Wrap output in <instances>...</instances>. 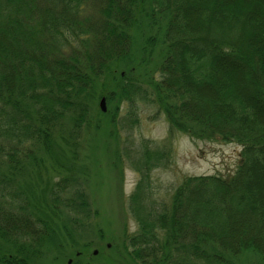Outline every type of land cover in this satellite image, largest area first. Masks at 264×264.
Wrapping results in <instances>:
<instances>
[{
    "label": "trees",
    "instance_id": "trees-1",
    "mask_svg": "<svg viewBox=\"0 0 264 264\" xmlns=\"http://www.w3.org/2000/svg\"><path fill=\"white\" fill-rule=\"evenodd\" d=\"M102 95L115 105L100 110L111 136L121 102L131 115L147 102L173 135L243 147L235 172L184 178L155 201L160 157L147 145L128 197L137 230L114 245L125 259L112 261L237 264L250 252L264 264V0H0V145L15 146L0 159V191L13 187L14 203V213L0 207V238L14 241L9 254L0 243V264H33L52 245L65 251L80 219L64 206L83 220L99 214L84 190L65 200L66 188L37 178L20 190L14 177L42 169L45 156L71 170L62 141L78 147L85 103ZM67 117L72 129L57 141ZM88 252L80 248L81 264H95Z\"/></svg>",
    "mask_w": 264,
    "mask_h": 264
},
{
    "label": "rangeland",
    "instance_id": "rangeland-1",
    "mask_svg": "<svg viewBox=\"0 0 264 264\" xmlns=\"http://www.w3.org/2000/svg\"><path fill=\"white\" fill-rule=\"evenodd\" d=\"M94 12L92 9L88 14L92 15ZM105 79L109 81L107 76ZM107 80L102 83H107ZM102 97L103 95L94 96L91 101L85 103L88 108V120L80 129L78 147L71 150L72 147L62 141L63 149L59 150L66 152L71 170L61 171V164L54 165L45 156L42 169L36 170L27 165V170L15 173L16 188L20 190L28 189L34 185L37 178H42L40 181L44 182V185L48 181L49 185L58 187L59 191L66 188L64 192H60L65 200L72 197L78 189L84 190L90 201L89 206L99 211V214L94 212L83 220L82 215L74 212L75 206H64V211L70 215L68 217L72 215L80 219L72 231L75 241L71 239L63 252H59L52 245L50 250L46 249L45 254L36 256L33 264H81V247L89 249L87 256L89 259L95 257V264H124L112 261V258L119 262L125 259L124 255L115 252L114 245H121L127 232L133 233L137 230L128 197L141 178L140 164L145 160L147 145L159 153L156 157H160L155 165L152 161L156 160H151L154 166L151 165L150 182L155 201L169 200L173 189L184 178L217 174L226 176L237 169L242 145L236 142L195 140L180 132L173 135L167 117L160 113L155 105L146 106L147 102L140 103L134 115L128 113L127 104L121 102L113 126L115 135L111 136L107 131L100 130L102 126L107 127V122L111 121L108 116L100 113L99 102ZM107 107L109 110H115V105L109 101ZM55 127V140L58 141L62 135L68 137L72 120L69 117L64 118L63 122ZM12 146L14 143L0 145V159H6L7 154L13 152L15 146ZM27 148L29 152L33 151L29 146ZM74 152L75 156L72 154ZM0 169L7 175L3 162H0ZM68 176L70 181L65 186V178ZM9 191H13V187L6 188L3 193L0 191V207L12 211L8 213H14V203L11 201L13 196ZM17 201L15 206L19 205V198ZM8 230V233L12 234L9 227ZM9 239L0 238L4 247L3 254L13 252L14 241ZM239 258L237 264H263L258 256L250 252ZM69 260L72 262L69 263Z\"/></svg>",
    "mask_w": 264,
    "mask_h": 264
},
{
    "label": "water",
    "instance_id": "water-1",
    "mask_svg": "<svg viewBox=\"0 0 264 264\" xmlns=\"http://www.w3.org/2000/svg\"><path fill=\"white\" fill-rule=\"evenodd\" d=\"M99 106H100L101 111H103V112L107 111L108 107H107V100L105 97L101 98V100L99 102ZM94 253L96 254L97 251L95 250ZM71 262H72V260H69V263H71Z\"/></svg>",
    "mask_w": 264,
    "mask_h": 264
}]
</instances>
